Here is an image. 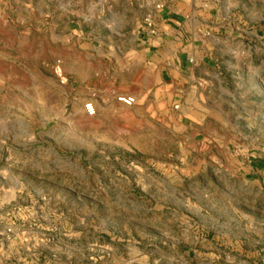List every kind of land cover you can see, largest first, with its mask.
I'll use <instances>...</instances> for the list:
<instances>
[{"label": "rangeland", "instance_id": "obj_1", "mask_svg": "<svg viewBox=\"0 0 264 264\" xmlns=\"http://www.w3.org/2000/svg\"><path fill=\"white\" fill-rule=\"evenodd\" d=\"M230 3L223 74L157 131L84 112L112 0H0V264H264V0Z\"/></svg>", "mask_w": 264, "mask_h": 264}, {"label": "crops", "instance_id": "obj_2", "mask_svg": "<svg viewBox=\"0 0 264 264\" xmlns=\"http://www.w3.org/2000/svg\"><path fill=\"white\" fill-rule=\"evenodd\" d=\"M158 1L112 0L113 14L121 21L114 27L116 41L110 43L114 51L111 57L121 69H114L107 90L79 92L94 99L101 114L104 99L113 106L121 105L116 99L119 94L136 96V104L129 108L142 117L138 122L145 124L144 130L154 126L157 131L158 122L179 126L193 119L190 98L203 106L205 92L223 74L221 65L230 53L228 36L236 34V26L221 18V11L226 9L223 3L231 4L230 0H161L164 7L157 9ZM149 15L155 34L145 21ZM259 255L256 253V258Z\"/></svg>", "mask_w": 264, "mask_h": 264}, {"label": "built area", "instance_id": "obj_3", "mask_svg": "<svg viewBox=\"0 0 264 264\" xmlns=\"http://www.w3.org/2000/svg\"><path fill=\"white\" fill-rule=\"evenodd\" d=\"M155 7L157 9H162L164 7V3L162 1L156 2ZM145 21L147 23V26L150 28V32L152 34H155L156 29L153 23L152 16H147L145 18ZM116 99L118 102L128 107L135 105L137 102L136 96L132 94H119ZM84 112L88 117H95L98 114V106L94 99H88L84 102Z\"/></svg>", "mask_w": 264, "mask_h": 264}]
</instances>
